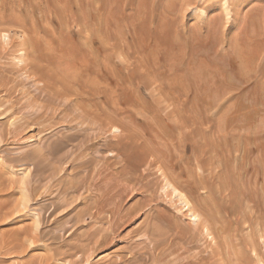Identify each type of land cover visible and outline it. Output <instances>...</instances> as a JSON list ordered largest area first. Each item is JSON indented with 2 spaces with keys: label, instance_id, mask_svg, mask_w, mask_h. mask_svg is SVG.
<instances>
[{
  "label": "rangeland",
  "instance_id": "1",
  "mask_svg": "<svg viewBox=\"0 0 264 264\" xmlns=\"http://www.w3.org/2000/svg\"><path fill=\"white\" fill-rule=\"evenodd\" d=\"M1 19L0 264H138L149 227H195L163 171L221 229L185 258L264 261V0H0ZM23 48L107 101L119 132L75 118L65 99L36 101ZM115 136L128 154L103 147ZM125 168L149 189L125 197L134 214L113 232L107 212H88Z\"/></svg>",
  "mask_w": 264,
  "mask_h": 264
},
{
  "label": "bare ground",
  "instance_id": "2",
  "mask_svg": "<svg viewBox=\"0 0 264 264\" xmlns=\"http://www.w3.org/2000/svg\"><path fill=\"white\" fill-rule=\"evenodd\" d=\"M2 20H4V19H1L0 23L1 24L5 23ZM9 35L10 34L7 32H4V33L0 32V39L2 38L6 41L7 40L9 41V39H10ZM25 41L23 42V47H24ZM7 44H8V42H7ZM22 53L23 54L19 58L17 57L18 63L22 64L21 66L20 65L18 66V71H19V73L20 72L23 73L22 75H25L27 79L32 80L34 85L36 86L37 90L41 93V95L36 97V99H35L36 101H40V100L45 101L48 99H53V100L65 99V101H59V104H61L63 106V108L77 113V117H75V118H80L79 119L80 121H81V119H82V121L83 120L84 121L85 120H88V121L93 120V125H99V128H101L102 130L104 129L103 131H109L113 135H116V133L119 132L120 128L114 124V122L116 121V120L114 121V119H117L116 116L117 115L120 116V114L115 113L114 118L111 117L113 115H111L110 116L111 118H109V115L114 113L115 111H112V109L107 110L108 107L105 108L104 105H105V103H107V101L103 102V101H95L96 99L92 100L93 94H91V92L87 91L89 87H87V89H86L84 87H81L79 84H77V82H75L73 80L66 82L67 80L64 81V80L59 79L57 71L55 70V68L53 66V61L51 60V57L48 54H41L37 50H33L32 52H30L28 49H25V48H23ZM13 82L15 83V81H13ZM13 82L7 81L6 85H10V83H13ZM16 85H15V87L13 85H11V87L6 88V92L11 93L12 89H15L17 87ZM43 94L45 96H43ZM94 97H95V95H94ZM116 102L117 101H115V103ZM115 103H112V105ZM118 110H120V108L117 109V111H116L117 113H119ZM68 115H69V113H68ZM88 121H86V122H88ZM72 138L73 137H71V139ZM114 139H116L117 141H115V142H112L113 140L109 141V143H107L103 147L105 148L106 146H108V148H109L111 146L112 148H115L117 150V152L115 151V149H113V150L116 152L115 155L117 158L119 157V155H121V157L126 155L124 153L125 151H127V149L125 147L127 146L126 144H129V143H127L125 140H123V142L125 141V144H124L125 147L123 148L124 149V152H123L124 155H122L121 151L123 150L122 149L123 146L121 144L122 141L120 140L121 136H119V137L115 136ZM67 141H68V138H66L64 140V142H66V143H67ZM128 146H127V148H129ZM128 150H130V149H128ZM119 152H121V153H119ZM126 153L128 154V151ZM126 157L127 156H125V159H126ZM84 165L85 164L82 163L80 166L84 168ZM126 166L124 165V167H126ZM126 168H125V170L124 169L123 170L126 171ZM170 168L173 169V167H170ZM131 171H129V172L126 171V174L123 172L125 175L122 176L121 180L119 179L120 180L119 183L117 182L118 183V184H116L117 185L116 186L117 191L115 193H113L110 197L108 196L109 197L108 199H107V194H106L105 200H104V196H100L102 198H98V199L95 198L93 203H92L90 210L87 209V210H89L88 214L92 217L97 216L96 218L100 217L103 213L107 212L110 215V220L108 221V224L110 225V229L113 232L116 231L115 230L116 228L121 227L120 226L121 224H123L126 221H129L131 219L132 215L134 214L132 209H129V208L126 209L123 205V203H125L124 202L125 197L130 195L131 192L135 191V189L138 186H140V184H138L139 181H134L137 179L134 177V175L132 174ZM174 172L175 171H173L172 173H174ZM27 173L29 174V172H27ZM133 173H135V172H133ZM167 173H165L163 171V179L165 181L164 189L168 190L167 192H169V190L171 189L173 191V193L176 194L177 198L179 199V201H177V202H179L178 204L182 205L186 209V212H184L183 215L186 217L189 216L191 218V220L195 223V225H194L195 227L191 229L192 233L180 232L176 228H175V230L169 231L170 233L165 232L162 230H158V228H156V227H158L157 224L154 225L153 229H151L149 227L146 230V238H145L146 241L144 242L145 246H143V247H145L144 248L145 252L143 254H140L141 256L143 255L144 259H142V261L141 260L139 261L136 256H133L132 259H134L136 263L139 262L138 264H201V263H203V260H204L202 257L199 258L200 260L198 259L200 261L198 263L194 262V261H198V260L190 261V260H188V258H185L186 246L193 243L195 241L196 237H198L197 239H199L200 236H203V237L205 236L206 239H211L213 242H215V245L216 244L218 245V243L216 241L215 234L220 233L221 229L218 227H214L213 225L216 222L214 220L211 221L212 218H210V216L207 217L205 211L208 207L206 208L204 206L205 200L200 198V197H198L196 199H194L192 197L193 199H189L187 196H185L178 189V187L180 185L178 178H180V177H176V176H174V174L169 175V173L168 174ZM161 179H162V176H161ZM141 183H143V182H141ZM148 186H146V184L144 186H142V184H141V186L138 188L140 191L144 192V190H145V192L147 193V191L149 189ZM116 188H114V189L116 190ZM136 190L138 191V189H136ZM145 192H144V194H146ZM22 195L24 196L25 194H22ZM170 196H171V194H170ZM25 199H26V197H25ZM106 202L109 205L108 207H110L108 209H105V206H106L105 203ZM183 207L180 209L181 211H182ZM204 207H205V209H204ZM208 211L209 210H207V212ZM226 213L229 214L228 211H226ZM215 220H218V219L216 218ZM190 223H191V221H190ZM150 230L153 231L152 236H151ZM155 235H156V237H154ZM105 239H106V237L103 238L104 241H105ZM181 241H184V242H181ZM99 243H100L99 241L95 242V244H99ZM179 245H181V246H179ZM226 250H227V248H226ZM227 251L225 253V256L227 255ZM252 251L256 253L258 251V249L256 247H254V249H252ZM212 253H213V255L215 254L214 249H212ZM189 256L191 257V255H189ZM217 257H219V255ZM255 258H256V261L258 264L259 263L264 264L263 258L259 254L255 255ZM228 261H227V264H230L232 262V261L231 262L229 261V263H228ZM239 264H242V263L240 262ZM245 264H247V263H245Z\"/></svg>",
  "mask_w": 264,
  "mask_h": 264
}]
</instances>
